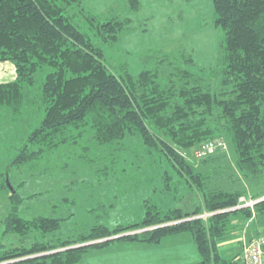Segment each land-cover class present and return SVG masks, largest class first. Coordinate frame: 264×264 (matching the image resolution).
I'll return each instance as SVG.
<instances>
[{
  "label": "trees",
  "instance_id": "trees-1",
  "mask_svg": "<svg viewBox=\"0 0 264 264\" xmlns=\"http://www.w3.org/2000/svg\"><path fill=\"white\" fill-rule=\"evenodd\" d=\"M80 1L0 0V63L12 61L18 74L15 82L0 84V108L19 112L30 96L28 88L35 85V75L51 69L37 92L45 107L43 120L13 163L22 166L45 147L59 146L67 140L61 136L68 132L79 136L90 128L98 145L118 144L138 135L150 152L158 153L184 177L193 192L203 194L204 203L191 212L184 208L163 212L153 205L135 225L114 230L98 226L77 240L0 251V264H75L91 248L116 241L157 245L166 237L187 233L200 256L196 264L242 261V241L241 254L232 259L222 256L220 244L227 239L231 215L241 212L250 220L257 213L264 217V200L253 207H239L244 191L207 187L213 174L200 172L199 165L188 162L181 151L226 139L236 150V166L245 177L260 179L263 175L264 0H213L215 25L225 36L221 85L232 86L231 91L220 93L212 92L200 75L180 67L164 76V81L158 70H144L137 76L126 67L119 73L112 71L103 49L68 14ZM129 1L134 10L140 8L139 0ZM90 21L103 43L118 40L129 22L118 18L100 22L96 17ZM35 146L38 149L33 150ZM212 157H204L203 163ZM262 197L264 189L255 199ZM11 199L5 234L25 236L35 230L60 228L58 218H23L19 213L22 196L16 189ZM145 228L153 229L135 233ZM243 237L248 238L246 233Z\"/></svg>",
  "mask_w": 264,
  "mask_h": 264
},
{
  "label": "rangeland",
  "instance_id": "rangeland-1",
  "mask_svg": "<svg viewBox=\"0 0 264 264\" xmlns=\"http://www.w3.org/2000/svg\"><path fill=\"white\" fill-rule=\"evenodd\" d=\"M139 2L140 8L134 10L129 0H81L80 4L74 3L69 8L68 14L80 30L103 49L106 64L116 73L125 67L135 76L144 70H158L164 81V76L180 67L200 75L214 93L232 90L230 85L226 88L221 85L225 36L224 31L215 25L213 0ZM92 17L100 22L115 18L128 19L129 22L118 40L103 43L91 26ZM50 71L45 68L35 75V85L28 88L30 96H26L19 112L0 108V251L30 248L36 243L59 244L77 240L98 226L114 230L119 226L135 225L144 220L147 208L153 205L163 212L171 208L191 212L196 205L203 206V194L193 192L184 177L158 153L150 152L138 135L129 136L118 144L98 145L90 128L79 136L76 132H68L61 136L67 140L59 146L45 147L36 158L22 166L14 164L13 160L29 135L43 120L45 107L38 93ZM17 79L12 61L0 63V84ZM221 139H215L220 142L212 151L204 153L203 147L195 146L181 153L188 162L199 165L200 172L213 174L207 187L222 186L228 191H244L240 206L255 202L264 189V172L260 179H257L259 176L254 179L245 177L236 166L237 154L232 143ZM33 148L36 150L38 146ZM208 156L213 157L204 164L203 159ZM191 184L194 185L192 181ZM15 189L22 196L19 213L23 218H58L60 228L52 232L35 230L25 236L5 234V220L12 210L11 198ZM229 221L227 239L220 244L222 256L226 259L234 258L240 251L238 242L244 233L252 237L264 236V231H260L264 217L250 222L238 212L233 213ZM150 229L153 228L138 229L135 233ZM117 237L120 235L114 238ZM190 239V234H180L152 245L148 251H153L154 258L163 260L148 264H170L166 259L168 256L174 257L175 252L185 256L191 245L199 256ZM130 244L138 243L116 241L103 248H91L79 262L141 264L143 250L138 254ZM156 249H159V255L155 254Z\"/></svg>",
  "mask_w": 264,
  "mask_h": 264
},
{
  "label": "crops",
  "instance_id": "crops-1",
  "mask_svg": "<svg viewBox=\"0 0 264 264\" xmlns=\"http://www.w3.org/2000/svg\"><path fill=\"white\" fill-rule=\"evenodd\" d=\"M259 217L263 218L260 213H257L255 215V217L250 220V222L251 221L253 222L254 220L259 219ZM246 235L248 236L247 233H246ZM253 237H255V236H253ZM241 238L242 237L239 238V242H238L240 244V251L237 252V255L241 254V252H242ZM248 238H252V236H248ZM192 241H193V239L191 237V239L189 240V242H192ZM127 243H129V242H126V244ZM118 244H120V243H118ZM130 246H132L133 248H135V251L138 252V254H140V252H142V250H143V261H142L141 264L154 263V261L160 262V261L163 260L162 258H154L153 251H148L149 248H152L151 247L152 245H146V244H140V243H138V244H130ZM154 248H156V247H154ZM158 248H160V247H158ZM190 248H191L190 249V252H188V254L185 253V256H181L179 253H177L175 251H172V252H175L176 253L174 255V257H169L168 256L166 259L169 261L170 264L172 262L174 264H196V263H198L200 261V256H197V253H196V251H194V249L192 250V245H191ZM234 250H235V248H234ZM158 251H159V249H156V251H154L156 255H159V252ZM186 254H187V256H186ZM238 262L241 263V261H238ZM96 264H98V263H96ZM242 264H243V261H242Z\"/></svg>",
  "mask_w": 264,
  "mask_h": 264
},
{
  "label": "built area",
  "instance_id": "built-area-1",
  "mask_svg": "<svg viewBox=\"0 0 264 264\" xmlns=\"http://www.w3.org/2000/svg\"><path fill=\"white\" fill-rule=\"evenodd\" d=\"M203 146L204 153L209 150H214L215 144L211 143ZM256 201L246 203L244 206L253 207ZM241 207V206H239ZM243 244V264H264V236L241 239Z\"/></svg>",
  "mask_w": 264,
  "mask_h": 264
},
{
  "label": "water",
  "instance_id": "water-1",
  "mask_svg": "<svg viewBox=\"0 0 264 264\" xmlns=\"http://www.w3.org/2000/svg\"><path fill=\"white\" fill-rule=\"evenodd\" d=\"M263 200H264V197H262L261 199L257 200L256 202H260V201H263ZM228 211H230V210H228ZM224 212H227V211H224ZM260 231H261V232L264 231V225H263V227L260 229ZM42 255H44V254L37 255V256H42Z\"/></svg>",
  "mask_w": 264,
  "mask_h": 264
},
{
  "label": "snow or ice",
  "instance_id": "snow-or-ice-1",
  "mask_svg": "<svg viewBox=\"0 0 264 264\" xmlns=\"http://www.w3.org/2000/svg\"><path fill=\"white\" fill-rule=\"evenodd\" d=\"M0 132H2V129H0Z\"/></svg>",
  "mask_w": 264,
  "mask_h": 264
}]
</instances>
